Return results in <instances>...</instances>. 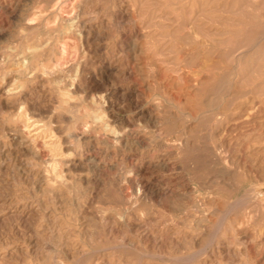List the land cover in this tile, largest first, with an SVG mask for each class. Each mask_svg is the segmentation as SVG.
<instances>
[{"label": "rangeland", "instance_id": "374dc122", "mask_svg": "<svg viewBox=\"0 0 264 264\" xmlns=\"http://www.w3.org/2000/svg\"><path fill=\"white\" fill-rule=\"evenodd\" d=\"M203 90L249 112L227 124L225 168L187 115ZM93 109L138 143L88 127ZM141 177L199 209L165 210ZM263 195L264 0H0V264H264Z\"/></svg>", "mask_w": 264, "mask_h": 264}, {"label": "bare ground", "instance_id": "6f19581e", "mask_svg": "<svg viewBox=\"0 0 264 264\" xmlns=\"http://www.w3.org/2000/svg\"><path fill=\"white\" fill-rule=\"evenodd\" d=\"M72 12V11H71ZM67 39V38H66ZM64 40V39H63ZM61 44V42H60ZM59 44V46H60ZM58 46V47H59ZM57 48V46H56ZM61 48L62 47V44H61ZM59 48H57L58 50ZM63 51V49H62ZM26 59V58H25ZM25 61V60H24ZM57 65V64H56ZM200 66V65H199ZM74 67V66H73ZM219 76V75H218ZM212 78V77H210ZM182 79V78H181ZM208 79V78H207ZM221 79V77H220ZM191 80V79H190ZM197 80V79H196ZM212 81H215L214 79L212 80H206V81H202L201 84L203 83H207L208 86L207 87H211L212 85L209 83V82H212ZM219 81V80H218ZM198 84V83H197ZM196 84V85H197ZM215 84V83H213ZM180 85V84H178ZM215 85H219V84H215ZM198 86V85H197ZM196 89V88H195ZM205 90V89H204ZM203 90V93H201V96L199 97V99L197 100V105L195 108L191 109L187 115L189 117H192V118H198V120H205V121H209L211 122V124L213 125V135H216L217 139H219L220 141V145L219 146H206V153L207 155H209V157H211L212 161L214 162V164H218L220 163L221 166L223 168H225L224 166H228L226 164V162H224V158L223 160H221L219 154L221 152V146H223L224 144H221L224 140V135L227 133H230L232 132L235 128H237V121L238 119H240L241 117L244 116H247V114H249V112L247 111V109L245 108H242L240 107L237 103H234V101L231 99L229 100L227 106L225 107H213V108H208V107H205L203 104H202V94L204 95L205 91ZM199 91H202V90H199ZM208 91V90H207ZM210 91V90H209ZM214 91V90H212ZM177 92V91H176ZM156 93V92H155ZM192 93V92H191ZM197 93V92H196ZM197 94H200V92H198ZM206 94V93H205ZM190 95V94H189ZM97 96V95H96ZM197 96V95H196ZM194 97V96H193ZM198 97V96H197ZM232 98V97H231ZM235 99V98H234ZM89 101V100H88ZM105 102V101H104ZM103 102V103H104ZM219 103V102H218ZM192 104V103H191ZM221 104V103H220ZM72 106V105H71ZM97 106V105H96ZM68 108H66V110H68ZM112 115V114H111ZM111 115H108V114H105V112L103 110H97V109H93L91 112H89L88 114V117H89V120L86 121V125L88 124V127L92 126L96 131H101L103 132L104 134L106 135H112V136H115V137H123V140H124V144L125 145H132L134 142H137L135 141L133 138L129 137L131 135V132H129L126 128V125H123L122 127H118L116 126V124H119V122H121L119 118H115L114 116H111ZM114 115V114H113ZM69 117V116H68ZM70 118V117H69ZM75 123V122H74ZM84 124V123H83ZM227 124H231L233 125L232 128L233 130H231L232 128H229L227 129ZM66 127V126H65ZM131 127V126H130ZM54 129V128H53ZM89 129V128H88ZM251 130V129H250ZM247 132V141H246V144L244 146H240L239 148L240 149H243V147H245V149H248L249 151V155H253L254 154V136L252 135V131ZM68 133L70 132L69 130V127L67 125V130ZM92 131V130H91ZM235 131V130H234ZM50 132L53 133V130L52 128H50ZM236 132V131H235ZM66 133V134H68ZM135 133V132H134ZM226 134V135H227ZM139 135V134H138ZM96 137V136H95ZM94 137V138H95ZM226 137V136H225ZM238 137V136H237ZM93 138V137H92ZM232 138V137H231ZM89 139V138H88ZM206 139V138H205ZM244 139V138H243ZM210 141V139H208ZM242 140V139H241ZM90 141V139H89ZM228 141V140H227ZM101 142H103L104 144H106V141L105 140H102ZM172 142H177V143H181V137L179 136V134L177 135H174L173 138H172ZM205 142V141H204ZM138 143V142H137ZM146 144V143H145ZM213 144H214V141H213ZM211 145V144H210ZM149 146V145H148ZM126 149V148H124ZM181 149H183L181 147ZM198 149V148H197ZM52 159H51V162L49 163V166H50V169L52 172L55 171L56 169V156L59 154L57 153L56 151L58 150L61 154H65V153H68L69 149H66V150H60L58 147L54 146L52 149ZM133 150V149H132ZM224 150V149H223ZM105 151V150H104ZM184 151V150H183ZM169 153V152H168ZM110 154V153H109ZM222 156H225V152L223 153L222 152ZM228 155V154H227ZM226 155V156H227ZM110 156V155H109ZM184 156V159L186 160L187 163H189L187 160H188V155L186 154V151L184 152L183 154ZM229 157V156H228ZM230 160V158H228ZM237 159V158H236ZM86 160L88 162V164H90V166L94 167V162H95V158L91 155H88L86 156ZM227 160V159H226ZM204 161V160H203ZM206 161V160H205ZM228 161V160H227ZM208 162V160H207ZM147 164V163H146ZM159 164V163H158ZM190 164V163H189ZM195 165L196 164L194 162L191 163V165ZM154 165V164H152ZM190 165V166H191ZM199 165V164H198ZM197 165V166H198ZM201 165H207L206 163L205 164H201ZM162 166L164 167L165 165L162 164ZM211 166V165H210ZM234 167V166H233ZM149 168V165L146 167V169ZM160 168V167H159ZM205 168V167H204ZM221 168V167H220ZM112 169V168H111ZM150 169V168H149ZM168 170V169H167ZM224 170V169H222ZM138 171L140 172V174H144L145 172L138 168ZM149 172V171H148ZM137 173V172H136ZM58 176V175H57ZM143 176V175H142ZM95 177V176H94ZM61 178V177H60ZM198 178V176H197ZM199 180H201L199 178ZM140 184L141 186L143 187L144 189V192L146 195H150V197L152 198H155L156 200H158V202L160 203V205L165 209V210H170V211H173V212H178V213H181L183 212L184 208L186 206H192V207H195L197 209H199L200 207V204H198L197 201H195V199L192 197V193L190 192V190L186 189V188H182L184 189L182 192H178L176 190H168L166 192H161L159 191L153 184L149 183L148 181L144 180L142 177L140 179ZM160 184V183H159ZM200 184V183H199ZM186 185V184H185ZM177 186V185H176ZM95 187V186H94ZM138 187V186H137ZM99 188V187H98ZM260 189V188H259ZM137 190V189H136ZM204 191V190H203ZM100 192V191H99ZM98 192V193H99ZM116 192V190H114V192L112 191V193L110 194V196H113V197H116L118 198L117 195H115L114 193ZM252 192L254 194L258 193L256 192V190H252ZM96 193V192H95ZM137 193V192H136ZM210 193V192H208ZM214 193V192H212ZM263 193V192H262ZM251 194V193H250ZM218 196V195H216ZM228 196V195H227ZM258 196V195H257ZM256 196V198H257ZM264 196V195H263ZM55 197V196H54ZM58 197V196H57ZM138 197V196H137ZM258 199V198H257ZM224 201V200H223ZM238 202V201H237ZM224 203V202H223ZM228 203V202H227ZM239 203V202H238ZM151 204V203H150ZM229 204V203H228ZM227 206V205H226ZM232 207H234V204H232ZM225 208V207H224ZM245 208V207H244ZM219 209V207H218ZM221 209V208H220ZM228 209V208H227ZM230 209V208H229ZM228 209V210H229ZM243 209V208H242ZM254 209V208H253ZM212 210V209H211ZM231 210V209H230ZM253 210H249L248 213L251 214ZM165 212V211H164ZM212 212V211H211ZM215 212V211H213ZM228 212V211H227ZM246 212V211H245ZM244 212V213H245ZM251 212V213H250ZM98 213V212H97ZM217 213V211L215 212ZM227 213H225L226 215ZM247 214V212H246ZM242 215V214H241ZM259 216V215H258ZM119 217L120 219H122L123 215L122 213L119 214ZM209 217V216H208ZM225 217V216H224ZM223 217V218H224ZM220 218V217H219ZM258 218V217H257ZM206 219V218H205ZM3 220V219H2ZM223 220V219H222ZM247 220V219H246ZM204 221V219H203ZM262 221V220H261ZM3 223V222H2ZM1 223V224H2ZM173 223V222H172ZM4 224V223H3ZM129 224V223H128ZM233 224H238L236 227L233 228V231L235 233V235H238L241 233V227L240 225L242 224V217H239L238 214L235 215V217L232 219V223H231V228L233 227ZM201 225V219L199 221H197V224L196 226H200ZM2 226V225H1ZM226 226V225H225ZM95 231V229H94ZM52 232V230H51ZM229 232V231H228ZM94 233V232H93ZM105 233V231H104ZM48 234V233H47ZM251 239V238H250ZM67 243V242H66ZM65 243V248L64 249H67L68 248V243L66 244ZM126 243H131L130 241L126 242ZM124 243V241L122 242V244H124L123 246H126ZM123 253V251H122ZM69 255V254H68ZM70 256V255H69ZM104 256H101V258H96L94 261L95 263L94 264H105L104 262V259H103ZM89 258V257H88ZM87 258V260H88ZM190 258V257H189ZM180 259V258H179ZM169 260V259H168Z\"/></svg>", "mask_w": 264, "mask_h": 264}]
</instances>
